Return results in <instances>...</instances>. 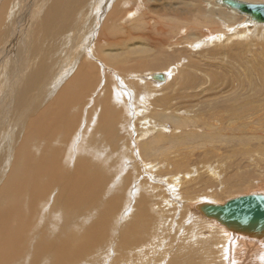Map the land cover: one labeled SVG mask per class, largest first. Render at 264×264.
I'll list each match as a JSON object with an SVG mask.
<instances>
[{"label":"rangeland","instance_id":"1","mask_svg":"<svg viewBox=\"0 0 264 264\" xmlns=\"http://www.w3.org/2000/svg\"><path fill=\"white\" fill-rule=\"evenodd\" d=\"M216 1L129 0L121 7L124 17L121 9L117 20L107 21L108 32L95 37L100 39L97 46L89 51L79 43L82 65L98 75L92 91L80 85L77 73L68 77V57L55 51L50 56L59 59L58 80L40 84L27 73L28 91L18 82L9 90L0 88L3 99L15 94L19 104L17 110L0 114V159L10 152L18 154L10 161L20 166L29 165L30 157L41 163L37 184L25 172L17 186L30 204V252L39 233L63 234L70 241L90 235L93 245L77 264H115L111 259L137 252L128 243L137 239L141 248L145 229L140 219L146 212L155 223L145 234L142 256L136 253L134 263L130 260L133 264H154L160 254L159 264H264V238L219 239V230L202 221L210 220L194 212L198 202L223 204L240 195L264 194V22H248V16ZM14 8L7 25L9 33L17 27L15 38L20 29L16 48L31 23L26 18L24 26H16L23 7ZM95 15L94 10L91 17ZM93 20L89 24L94 27ZM93 33L84 34L89 39ZM8 34L0 27V48L9 41ZM110 37L115 38L109 49L105 40ZM96 51L122 65L100 61L101 56L91 54ZM154 54L159 55L156 60L151 59ZM14 57L9 50L2 59L13 64ZM51 69L46 63L45 72ZM151 73L162 77L152 79ZM100 93L107 99V111L96 100ZM163 97L169 99L167 108ZM111 113L119 114L106 116ZM149 119L156 128L147 125ZM157 135L163 137L159 142ZM182 161L186 171L176 170ZM73 167L70 199L59 200L57 189L48 193ZM6 177L0 176V185ZM238 178L240 187L234 185ZM84 207L87 211L80 216ZM44 215L61 220L52 226L42 220ZM126 215L135 224L133 240L123 225ZM209 217L218 228L228 227ZM30 252L23 257L25 264Z\"/></svg>","mask_w":264,"mask_h":264},{"label":"bare ground","instance_id":"2","mask_svg":"<svg viewBox=\"0 0 264 264\" xmlns=\"http://www.w3.org/2000/svg\"><path fill=\"white\" fill-rule=\"evenodd\" d=\"M33 1H34L33 4H35V6H33L30 0H10V1L0 0V27L7 34L9 33L8 28L10 26L7 25L9 21L7 16L9 18L13 16L14 11L16 10L14 8L15 6L18 7L19 5H21L23 7L22 12L20 13V17H18L19 24L17 23L16 26L18 25L24 26L26 18L29 20V23H31V25L27 29L25 39L20 42L19 47L15 48L14 43L16 38L19 37L20 29H19V34L15 38L17 27L14 26L11 29V33L8 34L9 35L8 37H10L9 41H7V43H4V45L0 48V78L4 77V80L0 81V88H6L7 90H9L15 83L18 82V84L21 85V87L25 91H28V87L24 82V77L26 76L27 73L32 75L40 84L52 82L54 79L58 80L59 76L56 71V67L59 66V59L50 56L51 51H55L67 55L69 60V67H67L69 70L68 74L70 73L68 77H70L74 73H77L80 77V85L86 86L89 91H92L96 86L97 82H99L98 75L96 69H89L82 65L80 59L79 43H81L85 47L89 46L87 47L89 48V51L93 48L92 46H97L96 42L97 43L98 41L100 42V39L94 40L95 37H97L99 34H102L103 32H108L107 29H106L107 31H105V28H106V23L110 18L112 19L115 18V20H117L116 17L120 16L118 15L120 12H122L121 14L124 17L123 14L124 9H122L121 7L125 6L129 2V0H106L108 4L105 3V5H108L107 9L109 11L106 16L102 14V12L104 11L103 6H105L104 4L102 5L101 3L102 0H36V1L33 0ZM236 1L240 3L242 2L254 3V4L264 3V2H248L243 0H236ZM216 2L228 9L235 10L238 13L243 14L244 16H248V22H257L251 19V17L246 13H244L243 11L240 12L237 9L231 7L230 5H226L225 3H223V0H217ZM121 9L122 11H120ZM94 10L96 11V15L95 18H92L91 14ZM93 19H95L94 27L91 26V24H89V22L90 21L92 22ZM260 25H264V24H260ZM114 26L112 27L110 25V29L112 28V30H114L113 29ZM34 29H36V31ZM93 31L96 32V34L94 36L90 35V38H92L91 41L90 38H89L90 40L86 38V35L87 33L92 34ZM84 33H86V35ZM114 38L105 40L107 43L106 48L110 49L109 46L114 44L113 42ZM1 40L2 39L0 37V41ZM103 44L105 43L103 42ZM103 44L101 45L103 46ZM94 48L96 49V47ZM9 50L13 51V54L15 55L12 62L13 64L11 63L8 64V62L5 63V61L2 59V57L5 56L9 52ZM33 53H38L41 57L36 60L33 56ZM91 54H98V52L96 51V53L94 52ZM100 56L98 54V57ZM158 56H159L158 54H154L151 57V59L156 60ZM98 57L93 56L94 59H97ZM109 59L110 58H107V56H101V59L99 60L100 61L105 60L106 63L111 64V66L120 65V64L122 65L121 62H118L115 59L112 60L113 58L110 59L113 62H111ZM95 62L96 61H94L93 63ZM46 63H49L52 67L51 72L49 74L45 72ZM123 65L126 64L123 63ZM95 66H97V63H95ZM117 68L122 70L119 66H117ZM149 75L152 79H156V80L161 79L162 77L161 74L151 73ZM165 77L166 76H164V78ZM157 83L161 84V82H157ZM158 99L159 98H154L153 103H158ZM96 100L104 111L105 109L106 111L108 110L107 99L102 93H100V95L98 96V98H96ZM161 100H163L164 105L167 108L168 100H169L168 97H163L161 98ZM131 102L132 99L130 103ZM18 106H19L18 98L15 94H13L11 97L6 99H3V95L0 94V114L6 113L9 110L12 111L17 110ZM118 114L119 113H113V114L111 113L106 116H113ZM146 120L148 122L147 117L143 121L146 122ZM147 125H149V127L152 129L157 127L155 123L154 124L151 123L150 119ZM146 127L147 129L149 128L148 126ZM144 129H145V125H144ZM142 132H144L143 134H145L146 129L142 130ZM155 139L156 141L159 142L160 140L163 139V137L161 135H157ZM17 157H18L17 153L11 155V153L8 152L6 160L0 159V176L7 174V177L2 181V184L0 185V264H25L23 257L26 253L30 252L29 250L31 246L29 243H26V238L28 237L29 234L28 225L32 218L30 213V204L25 199V197L22 196L17 191V186L19 184L20 175L25 172H29L34 182L37 184L36 174L41 166V163L40 161L33 159L32 157H30L29 165L26 166H20L16 162L10 161L12 158H17ZM184 163H186V161L185 162L182 161L176 170L184 168L186 166V164ZM75 170L76 167H73V169L70 172H66L68 176H65L62 181L53 183L48 188V193H50L54 189H57L60 191V195L58 196L59 200L62 201L66 198L70 199L69 187L71 185L72 174L75 173ZM184 170L186 171V168H184ZM144 174L150 175L148 171H146ZM144 180L146 181V179ZM237 180H235L234 185L236 187L242 186V182H240V179L238 181ZM226 184L229 183L227 182ZM235 186L233 187L235 188ZM152 187L158 188V186H152ZM254 194H259V193H254ZM116 203L117 200H114V206L116 205ZM219 205H222V203L220 204L202 203L200 205V203L198 202V205H196V203L194 204V210H195L194 212L195 213L198 212V214L202 218L208 219L210 220V222L204 221L202 219L201 220L204 223H206L208 227L216 228L219 230L220 232L219 239L225 241L233 240L234 242H236L243 235L245 236V238H247L248 242L262 241V239L264 238V227L256 226L250 230V227L248 226L237 225L234 221L225 220L223 215L216 209ZM86 211L87 208L85 207L82 208L79 212L80 216L84 215ZM150 212L153 213L154 209L153 208L150 209ZM93 216L97 218L99 216V213L95 211V215ZM209 216L215 217L216 219H218L219 222L224 223L228 227L224 226L226 229L223 226L222 227L224 229L218 228L214 223H212L215 222L214 220H212L213 218H210ZM21 218L24 220V222L20 221ZM42 220L52 226L54 225L56 226L60 222L61 217L58 215L55 216L44 215L42 217ZM153 223L155 222L150 223V219H148L146 212H144L143 216L140 219V226L144 227L145 229L144 236L140 241L141 248L138 247L137 239L128 243L127 245L128 248L135 249L137 251L136 253H139L142 256L143 252L145 251L144 249H146L147 247L143 245L145 234L146 232H148L147 230L152 228ZM123 225L126 229V233L130 236L131 240H133L135 238L134 237L135 224L131 221L129 216L126 215L125 219L123 220ZM90 229H92V227H90ZM208 232L209 235L208 234L207 235L208 236L211 235L212 237V232L210 230ZM55 235H56V239L53 238V236ZM45 236H48L51 239L45 240ZM32 243H33V250L30 252L31 257L27 261V264H77L82 259L83 253L93 245V239L90 235H88L87 239L85 240L76 238L70 241L69 239L63 238V234L44 235L43 233H39L37 237L32 240ZM147 245H149L150 247V243ZM218 248H219V244H218ZM225 248L226 247L223 243L222 250L225 251ZM210 250L212 251V249ZM112 253L114 254V251ZM136 253L134 255H131V250H130L129 255L117 256L116 258L111 260L115 262V264H133ZM147 254H148V250H146L145 256H147ZM126 258H129V260L125 261ZM161 258H162V254L159 255L158 258L159 260L158 261L155 260L157 262L156 263L154 262V264H159ZM131 259H133V263L130 262ZM144 263L146 264V262H142L141 264ZM135 264H137V262H135Z\"/></svg>","mask_w":264,"mask_h":264},{"label":"water","instance_id":"3","mask_svg":"<svg viewBox=\"0 0 264 264\" xmlns=\"http://www.w3.org/2000/svg\"><path fill=\"white\" fill-rule=\"evenodd\" d=\"M238 11H243L258 23L264 22V3H240L236 0H223ZM225 220L237 225L264 227V194H247L232 198L216 208Z\"/></svg>","mask_w":264,"mask_h":264},{"label":"crops","instance_id":"4","mask_svg":"<svg viewBox=\"0 0 264 264\" xmlns=\"http://www.w3.org/2000/svg\"><path fill=\"white\" fill-rule=\"evenodd\" d=\"M150 63H147V65H149ZM136 67L134 66V67H131V69H135ZM158 104V103H157ZM156 104V105H157ZM159 109V108H158ZM158 109H157V111H158Z\"/></svg>","mask_w":264,"mask_h":264}]
</instances>
